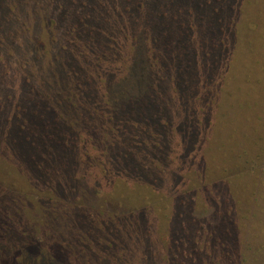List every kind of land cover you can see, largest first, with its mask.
Returning <instances> with one entry per match:
<instances>
[{
  "label": "rangeland",
  "instance_id": "1",
  "mask_svg": "<svg viewBox=\"0 0 264 264\" xmlns=\"http://www.w3.org/2000/svg\"><path fill=\"white\" fill-rule=\"evenodd\" d=\"M218 1L171 0L163 11L177 43L158 49L126 26L129 0H0V264H264V0H228L224 9ZM55 13L57 25L44 28ZM76 17L83 30L89 26L81 37L70 34ZM250 19L256 26H247ZM146 33L152 36L148 25ZM62 46L80 47L73 62L96 88L93 117L82 115L84 86L73 114L60 99L66 87L57 90L54 65ZM182 48L196 57L190 92L164 57ZM218 53L215 61L208 57ZM47 57L54 65H45ZM139 66L151 72L149 83L157 67L151 84L170 97L165 115L151 113L164 128L154 136L146 126L137 131L140 119L130 116L132 125L113 118L118 85L131 91L135 80L138 87L147 83ZM77 70L61 81L75 85ZM31 86L38 103L54 111L49 135L54 129L72 139L66 151L31 139L34 128L41 131ZM125 154L137 173L118 164ZM136 207L142 228L125 221L120 235L112 217Z\"/></svg>",
  "mask_w": 264,
  "mask_h": 264
},
{
  "label": "trees",
  "instance_id": "2",
  "mask_svg": "<svg viewBox=\"0 0 264 264\" xmlns=\"http://www.w3.org/2000/svg\"><path fill=\"white\" fill-rule=\"evenodd\" d=\"M99 1L101 2L102 0H99ZM129 1H130V5H129V7H127L125 9L126 10V19H127L126 20L127 21L126 26L128 28H130V30L132 32L139 33L140 35H137V36L142 40H146V38L149 39L150 44L151 45L153 44L154 47L155 48L157 47L158 49L161 47H164L166 45L168 47L174 46L177 43L174 39L170 38L169 33L166 32V30L168 28V23H167L168 19L165 16V13L163 11V9H165V6L166 5L168 6V4L170 3L171 0H163L167 3L163 6H160V4H157L158 0H153L152 5L147 4V2L145 0H129ZM188 1H189L191 6H193V5L201 6L202 4L208 5L211 3L219 2L218 0H188ZM159 2H160V0H159ZM52 5H53V8L55 7L56 9L63 8V6L61 4H58V3L56 4L55 2H52ZM153 5H156V7H157V9H154V13H152V10L150 9ZM227 7H229V1L228 0H221V8L224 9ZM215 11H217V10L215 9ZM225 11H227V10L225 9ZM225 11L223 10L222 13L225 14ZM57 12H59L60 15L62 14L61 10H57ZM215 13H217V12H215ZM105 14L106 13L103 10L99 11V15H100V18L102 20L105 19L104 18ZM53 17H55V18L52 19L51 17H48L45 20V23L43 22L44 28H45L46 24L47 25H53V26L57 25L58 22H56L55 19L58 18V21H59L60 16L56 15V13H55V16H53ZM82 22H83L82 17H76V23L70 24V34L76 35L77 37H81L84 33H86L85 31L87 30V28L89 26H87L86 30H83V26H81ZM229 23H230V21L228 20L227 27L230 26ZM254 24H255V20H253V19H250L247 22V26H250V27L256 26ZM147 25L152 30V36L148 35L146 33V26ZM100 26H102V25L100 24ZM65 28H69V27H65ZM93 28L94 27L92 26L90 28V31L86 34L85 40H87L88 42H90V41L87 38V36L92 33ZM181 28H182V30L180 32L183 35H186L187 32H189L186 22L183 25H181ZM220 30H221V28H220ZM16 33H18V32H16ZM66 33H67V31H65V34ZM40 41H41V44H44L43 40H40ZM83 42H82V44H83ZM178 44L181 45L182 42L178 41ZM193 44H195L196 46L198 45L199 48H201L200 42L195 40ZM221 44H222V41H221ZM83 47L86 48L85 45ZM213 47L216 48L217 47L216 44H213ZM222 47H223V45H222ZM68 48L69 47L66 48L65 46L61 47V49H62L61 61H59L57 58H55L56 62L54 65L53 64L54 60L52 59V57H49V58L47 57V59L45 60V65L48 66L50 64H53L54 67L56 68L57 77L59 78V80H57V79L55 80V85H56L57 90H59V91L62 90V88H63L62 85L66 87V88H63L64 94L65 95L67 94L66 97H64L65 95L61 97L59 95V93L58 94L56 93V94L58 96H60V99L65 101V107L67 109V113L73 114L75 112V109H73V108L79 106L77 104L72 103V101L77 102V93L79 94V91L81 90L82 86H84V90H82V93H81L82 94V100L80 99L82 105L80 104L79 101H78V103L81 106H83V113H84V114H82L83 116L93 117V116H95V113H97V110L94 109V99L96 98L95 97L96 88H94L93 85L91 84L90 77H88L87 75L84 76L83 74L80 73V70H82V67L79 64L77 65L73 62L74 57L76 55L80 54V47L75 46V47H71L70 49H68ZM153 50H155V49L153 48ZM179 51H181L180 54H176V55H173L172 53L170 55H168L164 52L165 53L164 57L168 58V60L173 61V64L171 67V69H172L171 73L180 82V84L184 88V90L188 89L187 92H190V86H193V83H194V80L191 78V76H193V74H194V70H195L194 65L196 64V57L194 55L187 54L188 50H186V49L182 48V49H179ZM94 53H96V52H94ZM153 53H154V55H152V57L156 56L158 59L159 53L156 51L155 52L153 51ZM80 55H82V54H80ZM218 55H219V53L214 54L213 57L208 55V57L211 59V61H215L214 60L215 58H219ZM64 56L66 59L64 58ZM1 59H2V57H0V60ZM22 60H24V59H22ZM70 60L72 62H69ZM83 61H85V60H83ZM159 61L162 63V65L167 66L166 61L163 62V60H161V58H159ZM204 63H206V64H204ZM204 63H203V65H206V66L210 65V62H208V61H204ZM24 66H25V62L22 61V63L20 64V67L22 68ZM71 68H76L79 70V71L77 70L78 71V75H77L78 79L75 81L76 82V83H74L75 85L68 84L65 81H61L62 79H64L63 74L65 71L68 72L70 70V72H71V71L76 70V69H71ZM156 68H155V71L152 72V82L154 81V77L157 75L156 74ZM191 68H192V71L189 74ZM137 69H138L140 78L145 79L147 81V83L142 87H138L136 80H135L134 84L131 85V91H128L125 88H122L123 86L118 85V88L116 89V95H114V97L111 100L113 107H114L113 118H120V116H121L122 119H119V120L123 124H132L131 123L132 120L129 119L130 116H133L134 118L140 119L141 120V121H139L141 124L140 129H138V126H135L133 124L132 125L134 127H137L138 132L139 131L143 132L144 127L146 126V131L148 129V133H150V135L154 136V133H158L159 131H161L164 128L161 127L160 123H157L156 121H150L149 118L151 117V113L156 114L157 117L165 115L168 111L167 101L170 97L168 98V93H167V96L165 95V90L163 87L158 88V85L154 87L151 84L152 82L149 83L150 78H151V72L148 71L147 73H143L142 68L140 66L137 67ZM61 74H62V76H61ZM188 75L190 77V81H188L189 79H187V80L185 79V77ZM83 79H86V80H83ZM70 85H72L73 87ZM80 86H81V88H80ZM33 91H34L33 86H31V88L30 87L28 88V92L31 94L30 98H29V99H31L30 101L32 102L33 105L39 106L40 111H41V113L39 114V119H38V122H39L38 126L41 127L40 128L41 131L39 133L40 135H38L37 130L39 127L34 128L32 131L33 133H30L33 135V138H31V139H38L43 144H46L48 141H51V143H55V145L60 146L61 151H66L67 145H71L72 139H70L68 132L58 133L59 135H57V131H54V129H51L53 131V134L49 135L50 129H48V127H47L48 126V120H49V118L51 119L54 111L53 110L48 111L49 106H47L45 103H38V100H39V97L37 98L38 93L35 91L33 92ZM32 93H34V95ZM69 93H71V94H69ZM52 95H55V94L52 93ZM141 97H142V99L145 100V102L140 100ZM238 104H240V106L245 108V109H250L252 106L251 101H247V100L243 99L242 97L239 98ZM45 111H47L46 114H44ZM98 114H99V116H103V113H98ZM144 118H146V119H144ZM245 120L246 119L244 118V121ZM191 130H192V125L190 124V122L186 121L184 134L190 135ZM132 132H134V130ZM138 132H135V133H138ZM142 132H140V133H142ZM194 133H195V130H193V134ZM225 133L226 132L224 129L218 130V135H220L221 137H223L222 134H225ZM133 138H135V136ZM63 139H65V142L63 141ZM52 141H54V142H52ZM161 149H162V147L160 146V148H158V150H161ZM129 151L130 150L128 149L126 152H129ZM125 155L121 156V159L118 160V164L120 163V165L123 168L129 169V171H131L132 173H137L136 169L134 168L135 166H134L133 161H131L130 157H127L128 156L127 154H125ZM118 164H115L113 166L115 168H119L120 166ZM111 220H115L116 226H114L113 228L118 233H120L119 230L122 229V228H120V229L118 228L120 226V223H121V225L123 224V226H124L125 221L127 222L128 227H130V229H134V231H138L143 226V223L141 222V217L139 214V208H137V207L130 210L128 213L118 215V216H113ZM183 228H184V226H183ZM183 228H181V229H183ZM124 229H125V232H127L126 229H128V228H125V226H124ZM120 235H121V233H120Z\"/></svg>",
  "mask_w": 264,
  "mask_h": 264
}]
</instances>
